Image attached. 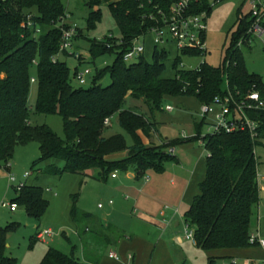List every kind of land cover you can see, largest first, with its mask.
<instances>
[{
    "label": "trees",
    "instance_id": "obj_1",
    "mask_svg": "<svg viewBox=\"0 0 264 264\" xmlns=\"http://www.w3.org/2000/svg\"><path fill=\"white\" fill-rule=\"evenodd\" d=\"M101 3L111 9L121 36L92 41L90 54L97 59L113 53L115 60L96 72L90 87L74 88L68 65L57 59L61 54V22L67 15L62 0H0V170L10 168L18 146L37 142L40 162L51 159L65 162L62 169L55 165L48 167V173L77 174L99 169L98 176L103 181L113 172H127L131 167L137 168V178L148 170L162 173L165 163L177 162L168 150L200 140L205 122L194 121L195 137L147 146L140 133L150 137L157 129L145 114L123 109L128 97L142 100L150 108V114L161 107L166 97L194 98L202 106L229 92L233 96L240 93L242 97L256 92L264 102V82L258 75L248 73L238 47L242 38L249 39L252 14L250 20L238 17L240 27L222 66L214 68L203 62L196 70H180L181 60L177 58L173 63L175 78L164 79L168 53L159 50L158 45L154 47L151 63L145 61L144 55L126 63L124 55L136 40L165 26L160 11L168 16L172 0H92L90 6ZM211 10L207 0H196L191 13L206 12L209 16ZM28 15L33 17V28L23 26ZM99 19L100 11L92 10L88 24L93 26ZM80 36L78 33L75 39ZM180 52L189 56L206 54L200 50ZM79 61L82 64V57ZM106 76L111 83L103 86L101 81ZM33 79L38 89L35 111L59 115L65 140L47 126L31 125L29 97ZM246 113L260 123L258 139L252 140L247 131L212 133L202 139L208 154L206 175L185 220L194 228L196 246L204 252L252 248L249 238L254 218L257 224L260 204L255 151L264 146V109ZM116 115L131 137V146L122 135L104 137L105 121ZM121 153L126 156L120 160L108 159ZM14 191L12 203L23 207L34 220L43 218L49 202L41 188L23 185ZM77 214L74 208L72 216L75 218ZM15 229V224L0 229V264H17L14 258L6 256L8 234ZM208 260L209 264L215 263L214 257ZM40 264L89 263L76 258L74 252L67 255L49 248Z\"/></svg>",
    "mask_w": 264,
    "mask_h": 264
},
{
    "label": "rangeland",
    "instance_id": "obj_2",
    "mask_svg": "<svg viewBox=\"0 0 264 264\" xmlns=\"http://www.w3.org/2000/svg\"><path fill=\"white\" fill-rule=\"evenodd\" d=\"M91 1L62 0L68 15L66 23L76 27L78 33H81L79 38H74L73 50L57 56L59 61L68 65L74 88L90 87L96 72L111 66L115 60L113 53L93 59L90 54L91 42L102 41L109 37L119 39L121 36L109 6L105 3L90 6ZM207 1L212 6V10L209 16L207 15L206 54L183 55L177 49L171 35L165 32V42L158 46L159 50L168 53L164 79L175 78L173 63L177 58L181 60L178 65L180 70H196L203 62L214 68L222 66L234 42V34L240 27L238 17L251 19L252 0H220L217 4H214L215 0ZM92 10L100 11V19L90 26L88 19ZM155 41L154 32L137 41V44L145 49L144 58L147 63L152 62ZM74 52L82 57V64L72 55ZM240 53L248 73L258 75L264 82V36L246 40L240 47ZM77 68L89 69L91 72L84 86L73 78ZM32 73L35 76V69ZM110 83L109 76L101 81L103 86ZM37 97V85L32 83L29 97L31 125L47 126L60 139L65 140L62 118L59 115L37 113L35 111ZM169 107L173 108V112L167 111ZM123 109L145 115L150 112V108L142 100L133 97L127 98ZM200 111L201 105L194 98H164L161 107L151 114L158 123L159 134L153 139L142 134L144 143L150 146L151 142L160 144L195 137L196 133L192 135L195 131L193 123L195 120L198 123L203 121ZM211 121H214L212 116L202 127L200 140L175 147L174 154L171 149L169 150L172 157L182 160L180 165L179 162L169 161L165 163L162 173L148 170L139 178L136 167H131L127 172L117 171V180L112 179L110 174L105 181L99 179V169L77 174L48 173L46 171L48 167L55 165L62 169L65 162L55 159L40 162L41 151L37 142L18 146L10 168L0 170V229L11 224L16 226V229L8 234L6 256L14 258L17 264H40L48 249L55 248L67 255L74 252V255L82 261L96 262L102 257L109 259L110 251H115L123 257L116 249V242L125 236L135 235L148 241L149 239L157 241L158 237L164 235L169 240L174 236L186 239L185 244L178 247L184 255L180 259L176 256L178 264H209L208 259L214 254L191 246L193 242L187 241L186 229L193 231L194 228L188 227L189 224L186 223L185 213L189 206L187 207L184 202L185 198L181 196V191L191 183L190 177L196 162L207 158L208 154L202 139L209 133ZM115 135L124 136L128 146L133 144L129 134L120 126L118 115L110 120L109 128L104 131L106 138ZM255 152L259 162V174L264 176V146L258 147ZM36 163L38 165L33 168ZM26 173L30 175L28 178L24 177ZM128 175H133V179ZM11 177L16 179L13 185L10 183ZM146 179L151 180V184H147ZM21 185L41 188L44 198L48 200L47 211L39 221L27 216L23 207H18L15 213L2 207L3 203H12L16 196L14 190ZM197 186L196 189H199ZM260 198L262 201L260 228L264 236L263 190ZM110 202H113V205H110ZM74 208L78 211L75 218L72 216ZM176 221L181 223L178 228L175 227ZM106 223H111L116 231L106 229ZM149 225L157 226L153 230L156 231L154 237L150 236ZM256 225L254 218L252 232H255ZM47 230L53 231L54 235L45 241L37 240V235ZM172 244L176 247L175 242ZM244 255L247 257L244 261H238V264L264 263V253L258 248H249L244 251ZM230 263L231 259L215 256L214 264Z\"/></svg>",
    "mask_w": 264,
    "mask_h": 264
},
{
    "label": "built area",
    "instance_id": "obj_3",
    "mask_svg": "<svg viewBox=\"0 0 264 264\" xmlns=\"http://www.w3.org/2000/svg\"><path fill=\"white\" fill-rule=\"evenodd\" d=\"M119 1V0H116ZM220 0H215L214 4L219 3ZM196 3V0H172V4L169 9V15L160 11V14L163 17L165 26L158 27L153 29L151 32L156 34V45H160L165 42L164 36L165 32L171 35L177 49L182 50H200L206 52V35H207V13L202 12L199 14L191 13L192 5ZM252 18L253 23L250 29L247 32L249 36L248 41L251 38L257 37L262 38L264 36V0H252ZM68 16V15H66ZM64 17L62 24V40L60 46V53H68L70 50H73L74 38L77 36L76 27H72L66 23L67 17ZM23 26L25 28H33L34 21L32 15H28ZM139 40V39H138ZM136 40L133 46L125 53L124 61L126 63H132L137 61L139 57L144 55L145 49L143 46H139ZM246 39L242 38L238 47L240 48ZM78 60L80 55L77 53L72 54ZM34 65H37L34 62ZM91 76L89 69L79 70L77 69L74 78L79 82L81 86L86 85L88 77ZM32 83H35V79L32 80ZM253 109H264V102L261 100L260 95L256 92L249 93L245 97H242L240 93H236L235 96L232 93H228L225 96L216 97L210 104L202 105L200 115L202 120L208 122L210 116L213 117L214 121H211L209 133H234V132H249L252 140H256L259 137L258 129L260 123L258 121L251 120L246 111ZM168 112H173V108L169 107ZM110 124V119L105 121V126L108 127ZM172 154L174 150L171 149ZM11 166V165H9ZM30 175L25 174V178H28ZM113 179L117 178V172L112 174ZM148 182L149 179H146ZM257 182L260 193L264 191V176L257 173ZM10 183L13 185L16 183L15 177L10 178ZM23 186V185H21ZM19 186V187H21ZM16 187V188H19ZM113 204V202H110ZM3 208L10 209L11 212H16L18 206L14 203L11 204H2ZM100 207H102L100 205ZM259 204V216L257 219V225L255 232H252L249 238V244L252 248H258L264 253V236L262 235V230L260 228L261 222V209ZM190 227V226H188ZM54 235L53 231L47 230L41 232L37 235V239L40 241H45L47 238H51ZM186 238L187 240L192 241L195 244L194 231L186 229ZM110 259L119 261L120 256L111 252L109 254ZM129 260L133 259L132 255L128 256ZM230 264H238L237 259H231ZM264 264V263H262Z\"/></svg>",
    "mask_w": 264,
    "mask_h": 264
},
{
    "label": "crops",
    "instance_id": "obj_4",
    "mask_svg": "<svg viewBox=\"0 0 264 264\" xmlns=\"http://www.w3.org/2000/svg\"><path fill=\"white\" fill-rule=\"evenodd\" d=\"M146 116H148L151 119V121L154 123V125L157 129V131L152 132L151 136L149 137V139H153L155 136H157V134H159L158 123L154 120L153 115H151L150 113L146 114ZM194 123H193V128L195 130ZM109 126H110V124H109ZM109 126L107 128H109ZM195 133H196V130L193 131L192 135ZM140 136L142 138V133H140ZM142 140H143V138H142ZM161 144H163V143L155 144V143L151 142L149 145L150 146H159ZM173 150L175 153V149H173ZM125 156H126V153H121L118 155L110 156V157H108V159L109 160L110 159L111 160H120V159L124 158ZM206 160H207V158L205 160L200 159L199 161L196 162L195 166L193 167L194 171L192 173V176L190 177L191 183L189 184L188 187L185 186V188L181 191V196L183 197V199L185 198L184 202L186 203L187 207L191 206L194 198L200 192L199 189H196V186L197 185L199 186L200 183L205 178ZM181 161H182L181 159L179 160L177 158V162H179V165L181 164ZM204 171H205V175H204ZM128 176L130 179H133V177H134L133 175H128ZM117 179H118V176L114 180H117ZM192 182H194L195 184ZM147 184H151V180L148 181ZM154 186H153L152 190L154 189ZM197 190H198V193H197ZM110 205H113V204L110 203ZM261 205H262V201L260 198V206ZM260 209L262 210L261 207H260ZM13 213H15V212H13ZM261 215H262V212H261ZM149 226L151 227V233H150L151 235L150 236L154 237V235L156 234V231L154 232L153 230H154V228H157V226H154V227H152L151 225H149ZM179 226H181V223L176 221L175 227L178 228ZM105 228L108 230L113 229V231H116L115 227L111 223H106ZM174 242L176 243V247L172 244ZM185 242H186V239H184L183 237L177 238L176 236H174L171 240H169V239H166L164 235H161L160 237L157 238V241H153L152 239H151V241H150V239L148 241V239H144V238H141V237H138L135 235L130 236V237L125 236L123 239L120 238L116 242V249H118L120 255L123 256V257H120L121 259L119 261L110 259L109 256H108L109 259L106 257H102L99 260H97L96 262H87L86 260L85 261L81 260V261L85 262V263H89V264H178L176 261V256L178 259L184 257L183 253L180 251V249H178V247L184 245ZM191 246L197 247L196 244H194V243L191 244ZM246 250L247 249H245V250L219 251V252H211L210 254H214L212 256L214 258H215V256H217V257H222V258L226 257L228 259H237L238 261H244V259L247 257L244 255V251H246ZM112 252H115V251H112ZM110 253H111V251H110ZM207 253H209V252H207ZM129 255L133 256L132 260L128 259ZM10 258H12V257H10Z\"/></svg>",
    "mask_w": 264,
    "mask_h": 264
}]
</instances>
